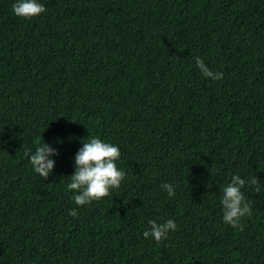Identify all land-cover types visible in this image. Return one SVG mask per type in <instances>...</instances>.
<instances>
[{
	"label": "trees",
	"instance_id": "trees-1",
	"mask_svg": "<svg viewBox=\"0 0 264 264\" xmlns=\"http://www.w3.org/2000/svg\"><path fill=\"white\" fill-rule=\"evenodd\" d=\"M15 2L0 0V264H264V0H38L33 19ZM91 137L126 175L78 206L66 186ZM37 140L59 153L46 179ZM235 175L261 188L242 189L243 231L223 221ZM153 220L178 229L158 245Z\"/></svg>",
	"mask_w": 264,
	"mask_h": 264
},
{
	"label": "clouds",
	"instance_id": "clouds-1",
	"mask_svg": "<svg viewBox=\"0 0 264 264\" xmlns=\"http://www.w3.org/2000/svg\"><path fill=\"white\" fill-rule=\"evenodd\" d=\"M14 14L22 19H33L46 12L47 9L38 0H16L12 6ZM196 65L205 78L218 81L223 79V72H213L205 61L196 57ZM36 150L30 154L32 168L41 177L46 179L53 172L56 162L50 157L58 155V151L47 143L36 142ZM28 156L29 152H25ZM121 157L120 149L112 143L104 142L97 137L89 138L88 142H83V147L75 155L76 170L69 177L70 183L66 186V191L74 193L73 199L78 206L91 204L93 201L99 202L108 197L112 189H118L121 182L125 179V172L118 168L117 161ZM246 183L255 186L254 191L261 193L257 178L249 181L239 175L232 177L231 182L222 189L221 204L223 206V221L233 228L243 231L241 220L252 215V207L247 202L242 189ZM169 197L175 196L173 184L165 183L161 185ZM69 215L78 217V211L72 209ZM150 231H144L145 238H153L159 245L168 238L170 231L178 229L174 220H167L164 223L149 221Z\"/></svg>",
	"mask_w": 264,
	"mask_h": 264
}]
</instances>
